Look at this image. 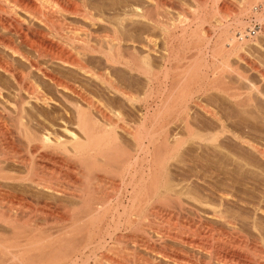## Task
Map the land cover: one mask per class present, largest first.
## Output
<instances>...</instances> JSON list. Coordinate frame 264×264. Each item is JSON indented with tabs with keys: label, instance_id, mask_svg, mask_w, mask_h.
I'll list each match as a JSON object with an SVG mask.
<instances>
[{
	"label": "bare ground",
	"instance_id": "bare-ground-1",
	"mask_svg": "<svg viewBox=\"0 0 264 264\" xmlns=\"http://www.w3.org/2000/svg\"><path fill=\"white\" fill-rule=\"evenodd\" d=\"M18 1H20V4L17 3L19 5H16V4L10 5V3L8 4V3L3 2V0H0V194H1L0 196L2 197L1 199L4 198L3 200H6L5 197H7V199L10 197L9 198L10 200L6 204L11 205V206H9L10 208L18 209V211H21V210L27 211L29 209L31 211V213H32V211L35 210V212L40 211L39 213L42 214L45 212L48 213V211H53V208H55L56 206L57 207L60 206L59 203H61V202H57L55 204V206H53V205L49 204L50 201L48 202L47 201L48 199L47 200L46 199L41 200V198H40L41 196H39L37 194L27 195L28 190L24 191L23 188L28 185L32 188H35V190L38 189V191H40V190L44 191V192L46 191L48 193L50 192L51 194L53 193V194L58 195V196L61 195L60 197L65 196L66 198L75 199V200H77V203L80 202V203H78L79 205H84V207H86V208H85V210H80V211H78L77 208H75L77 211L70 212L67 210V211L63 212V217L65 218V220H69V222H68V224L66 223L65 225L61 224L62 226H60V228L58 227L59 229H57L58 234L56 236H52V234L47 235V234H43L44 233L43 231L36 230L37 227H35V226H38V225H36V223H35V226L32 223H31V225L27 223V225H25L27 227H25L23 224L22 227H25L24 228L25 230L23 231V228L21 230L20 225L17 224L18 223L17 219L19 218L20 212H18L19 214L15 213L16 214V215L14 214L15 216H12L13 214L11 215L10 213H9L10 215H7L8 212L6 213L3 210L4 207L0 205V226H2V227L9 226L14 230V233H15L13 238H12L14 241L11 238H10L11 239V241H10V239L9 240L8 239H2L0 237V264H2L3 262H8V261H9V264H29V261H31V260H34V264H36L37 262H40V264H67L68 261H71L72 264H75L77 259L74 260V258H75V256H77L79 254L78 249L82 245L88 246V244L90 242H107V241H109L108 238L105 236L103 238H101L99 236L100 237L99 240H96V241L94 240L95 239L94 236L96 235V234L94 235V233H96L97 231L94 232L95 230L93 231L92 227L95 228L98 225V223L95 224V222L97 220H99V222H101L100 220H103L101 217H103L104 215L108 216L110 211L108 213H107V211L110 209L111 210L114 209L112 211L113 213H114V211L118 213L119 209L123 208L122 211L123 210L124 211L123 212L120 211L118 213V216H120V218L117 217L118 218L117 223H115V221H113L116 224V226L114 227L113 230H119L118 227H119V224H121L120 223L121 217L123 215H125V213H126L125 209L127 208L128 210H130L129 204L127 203V200L129 199L128 201L130 202L131 208L132 207H135V209H137V207L141 208V206L143 205V202L147 201L146 198L148 197V195L150 193H152L154 195L153 197L157 198L160 202L158 203L159 204L158 206H155L154 208L149 210V212H148L149 214L147 213L148 217L150 216L149 218H151V222L148 225V229L146 228L147 231L145 230L146 233L144 232L146 235L144 234L142 239L139 238V240H138V242H140V243L142 242L141 245L143 247H141V246L140 247L142 249H145V251H147L148 254L151 255V257H150V255H148L150 257L148 261L143 260V261L147 262V263L145 262L146 264H264V234L262 233V230H260V228L255 223V221L248 222V221L242 219L241 217H239L237 214H235L231 209H228L229 207L226 208V206H224V204L228 203V202H231V204L237 203V202H235V194L232 192V190L228 189L227 187H223V188L221 186L217 187L218 186L217 185L216 186L217 189H216L215 193H218V195H220L222 197V200H220L219 203H214V201H213V203H210L209 202L210 200L206 201V200L200 199L199 197L197 198L196 195H194L196 197L189 195V193L187 192L188 189L186 191V189L181 188V187L176 188V186H179V185H175L169 179H167V180L163 179L164 181L162 183L159 181V179H158V176H160L159 171L162 169L158 170L157 165L163 164L164 161L166 162L168 160L167 159L168 156L170 155L168 153L172 150H173L172 152H174V153L177 152L181 146L180 143H183V142H180L181 137H178V135H177V137L173 136L174 137L173 138L174 139L173 145L169 144V136L170 135L166 129H165L166 131L164 130L163 127L165 125L162 127L160 125L161 128L159 127L157 129H155L156 128L155 127L154 128L155 130L151 127H147V125H148L147 120L149 118V110H150L149 107L147 106V103H146V105L144 104L145 105V107H144L145 113L143 114V120L140 123L136 124L135 126L132 123H130L126 119V117L121 118L122 119V125L125 124L122 126L124 133L129 135L137 143L136 144V146H138L137 149L143 155V161L144 162L146 161L147 157L150 156L149 154H148L149 156H147L145 154V153H148L147 151H150L152 149H155L154 151H157V152L160 151L156 155L153 154L154 159H152L153 161L151 160V162H153V164L151 163L152 165L150 166V169L146 170V171H150L149 178L148 177L144 178L146 171L144 169H142L141 176L137 182L136 181L134 182V174H132L131 177L128 178L129 180H127V181L122 180L126 183L124 190L126 189L127 192L126 191H124V192H126L127 194L125 193L124 195L126 196V199H127L126 203L128 204V207L125 206L126 204L124 205V202L121 201L122 199L120 200L121 203H117V205L116 204L113 205V203H115V202L111 203L110 196H109V198H105V197L101 198V197H97V195H96V198L95 197L93 198L92 197L93 195H92L90 198H88L84 192V189H86V188H84L82 185H81L82 187H77V188H79L78 190H76V191L74 190L75 192H72V191L68 190L69 187L67 188L65 186V184H63L61 181H57V178L54 181L53 179L52 180L51 179H44V178L38 176L39 170H37V168L40 167L37 165L38 162L36 163L34 161L33 164L29 163L27 161L29 159V157L27 159L26 157H24V155L22 156L19 153L20 150L18 151V148H20V146H22V144L21 145L19 144V146L17 145V147H18L17 148L16 147L17 143L22 142L23 145L25 144L28 149H30L33 152H36L37 155H40L39 158L41 157L43 160H46V161L53 159L55 154L57 155V153H62L65 155V157H67L66 159L64 158V160H65L64 162L67 163L66 165H70L72 167H73V165H76L77 167L79 166L81 168H83V166H84L83 165L84 163H82V161L85 158L86 159L89 158L90 160L92 159L93 161H95L96 160L95 158L97 156H99L102 160L107 161V158L109 157V154H110L109 152L114 151L117 158L119 157L118 159L116 158L118 161L121 157L123 158L124 154H126L127 151L124 152V148L118 145L117 136L113 135L114 134L113 133L114 128L112 129L111 127L113 125L114 126H116V125L109 122V124H112L110 127V131L112 130V132L99 129L100 127L96 126V124H95L96 121L94 122L93 118L90 119L91 117H88V113H87L88 110L81 103L85 102L86 104H88L87 108L89 106V107L95 108L96 110L101 111V112L103 109L108 110L109 109L108 105L98 98H97V100L94 101L93 98L89 97L91 95L86 96L87 93H84L83 90L78 87V84L76 83L77 81L75 82L76 79L72 78L71 77L72 75H69V74H71L69 71H66L64 69L60 70L61 68L59 70H57V69L52 67L54 65L51 66L52 63H50V62H53L54 60L59 61L60 64H63V66L66 65L67 67H70L71 69H73V71L75 70L77 73L79 72V73H82L83 75L88 74L89 77H93L94 79L96 78L98 80H102L104 78L103 77L104 75H102L98 69H95V67L89 65L86 60H85L86 61L85 62L83 59V56L84 57H85V55L91 56L93 54V55H97L99 57L104 58L105 62L108 64H111V63L116 64V62L120 63V59H122L123 57L121 55H119L121 53L119 52L120 50H118V49L121 48L122 43L127 41V40H125L120 35L119 23L118 24H116L117 22L114 23L113 18H112V20H111V17H109L110 19H107V18L105 19V17H100V15L98 16V14L96 15L95 12H94L95 13L94 14L93 10L90 7L85 6V5H87L86 3L84 6H81V5H78V3L77 4L69 3L68 0H56V2L59 3V6H60V3L62 4L61 5L62 7L64 5L63 10L65 9L66 11H69V13L73 14L76 17H78V16L81 17V19H83L84 21L89 23L88 25H90V27L91 26L95 27L96 25H98V24L100 25V23H103L104 25H106V27H108V30H109V31H107L108 33L106 35L103 34V36L105 35V39L102 37V40H103V41L101 40L102 42H100V40L99 41L97 40L99 43L97 45H93V43L91 44L90 41L86 39V36H88L87 38H89V36L92 35V33H94L90 27H88L87 25L85 26L84 24L83 25L81 24L80 27L75 28V29H73V27H72L71 32L74 33V35L82 33V35L85 36L84 37L85 39H81V40L76 39L79 42V43L77 42L78 45L76 44L77 45L76 50H78V51H77V55H73L74 53L72 54L70 51L66 50V48H63L60 45L53 43L52 41H50L49 39H47L46 37L43 36V32H41L38 23H40V25H41V23L46 22V25H47V22L53 21V18H55L54 16H51L52 15L51 12H50L51 14L46 13L47 10L45 11V9L47 7L44 5L45 3H43L44 2L43 0H18ZM128 1H130V0H128ZM218 1H220V0H215V2H218ZM258 1H260V0H258ZM46 2H47V0H46ZM137 2L138 3L135 2L136 4H127L124 9L120 8V9H123V12L122 11L119 12L120 13L119 15H121V14L123 15L122 18H120L121 20H124V21L128 20L127 22L138 21L139 23H141L143 25L140 27L141 29H143L142 30L143 33L142 32L141 33L144 34V36H145V39L139 40L137 38L138 43L136 42L144 50L142 55H141V53H138L140 56L138 55L139 57L135 58L137 55L135 54V57H134V55L132 57V52H131V56H129V57H131L133 59V62L132 61L127 62V59L123 58V60L124 59L126 60V62H125L126 64L129 63L128 67L129 66L131 67V68H129V70L135 68L138 71V73H141L144 76L143 78L147 79L146 82L149 81L150 84H152L153 81H157L160 79H162L165 82L166 81L168 82L170 80L169 81V82H171L170 85H172L174 83L178 84L181 82H184V84L189 83L188 81H189L191 75L189 74V72L185 68L182 69V67H181V69H182L181 72L176 73V74L174 73V76L172 75L173 78L171 81L170 78L172 76H171L170 72L173 68L170 69L171 67L168 66V64L172 58L174 59V57H173L174 55L172 56L171 52H173V50L176 47L175 45H177L175 43V37L179 38L180 33L182 36L181 38H183V36L184 37L185 36L191 37V35L193 37V33L195 32L194 31L195 27L193 28V22H195V21L196 22H204L205 20H203V17L205 18V16L203 15V17H201V16L191 17L190 15L189 16L187 14L185 15V13L183 14L182 12H185V11L180 12V8H181L180 7L181 6L180 0H137ZM243 2H244V5H243L244 7L242 6L243 9L240 11V13L237 10L239 13V16L236 17V20L238 21L239 25L242 27V29L240 28L241 30L239 32L240 36L244 38L243 33H245L247 31V27L245 26L246 21L244 20V18L249 17L250 19L254 18V20L259 21V22L263 21L264 20V1H263V3L261 2V4H260V10L258 9V6L256 4L255 5L257 7L253 4V2H254L253 0H243ZM121 3H123V2H121ZM196 4H199V3H196ZM210 6H213V5L210 4ZM198 8H200V7H198ZM236 9H237V7H236ZM220 10L223 12H227L229 9H228V7H226L224 9H220ZM21 11L24 13L21 14ZM214 12L216 14V11H214ZM180 13L183 15H181ZM192 13H193V11H192ZM180 15H181V18H180ZM228 16L229 15H227V17ZM210 17H211V15H210ZM117 19H118V17H117ZM214 20L215 21H213V22H215V24L210 25L211 29L214 31L222 29V28L226 27V25H227V22H226L227 20L225 19V16L224 17H222V16L216 17ZM118 21H120V20H118ZM174 21H175V23H173ZM63 22H66V21H63ZM51 23H50V25H52ZM61 23H62V21H61ZM195 23H194V25H195ZM261 23H264V21ZM57 24L59 25V23H57ZM52 27L54 28L55 26L52 25ZM59 27H60L59 28L60 30L59 29L58 30L61 32L64 29V26L61 24V26H59ZM68 27H70V26H68ZM180 28H181V32H180ZM254 28L255 27H253L250 31H254L255 30ZM233 29H234V27H233ZM50 30H52V29H50ZM261 30H263V29H261ZM157 31H158V33L161 34V37H163L164 42H165V49H163L164 52L161 51V52H163V54H159V55L156 54V52L159 51V49H158L159 48L158 47L159 42H158V39L156 37ZM55 32H58V31H56V28H55ZM255 32H256V30L254 31L253 34H255ZM247 33H249V32H247ZM65 34H66V32H65ZM142 34H140V35H142ZM229 34L230 35L228 37L227 36L225 37V40L229 42L228 43L229 49L227 51H225L223 48L217 49L219 51L222 49L223 51H225V53H228V54L233 53L234 50H236L235 46H236L237 42L239 43L238 45H240L239 41L244 40L243 38L242 39L239 38L240 40L238 41L235 35L231 34V32ZM94 35L96 36V34H94ZM176 35H178L179 37ZM250 35H252V34L250 33ZM144 36H143V38H144ZM198 37H199V35H198ZM217 38H218V36H217ZM245 38H246V36H245ZM259 38H260V36H259ZM220 40H221V37H220ZM256 40H257V37H256ZM223 41H222V45L220 44L219 47H225V46H223V45H225V43H223ZM128 42H129V40H128ZM130 42H132L134 44L135 40L131 39ZM219 42H221V41H219ZM259 42H260V40H259ZM261 43L262 42H260V44ZM95 44H96V42H95ZM71 45H73V44H71ZM179 46H180V43H179ZM257 46H258V44H257ZM262 46H263V44H262ZM74 48H73V50H74ZM181 48H182V46H181ZM226 48L227 47H225V49ZM134 49L136 50L137 48L134 47ZM160 50H162V49H160ZM217 50H216V53L218 52ZM130 51H132V50L129 49V52ZM210 52H211V50H210ZM212 52H214V51H212ZM220 54H221V52H220ZM213 55H212V57H213ZM240 55H241V53H240ZM157 56H159V58L161 57V59L163 61L162 67H156L157 65H154L155 64L154 60L156 61V59H157V58L156 59H154V58ZM171 56H172V58H171ZM244 56H245V58L240 56L239 60L244 59L245 61L243 60L242 62H246L248 64V66L250 68L248 70L257 71V73L259 72V77L261 76V78L264 80V70L258 69L257 66L254 64L255 62H253V60L250 59L251 57L246 58V55H244ZM126 57H128V56H126ZM129 57H128V59H129ZM228 57H227V60H229ZM224 58L221 59V60H223L222 61L223 65H222V63H220L219 64L220 66H218L220 68L219 69L217 68L214 71L218 70V72H220V71L222 72L228 68L229 64L226 63ZM129 60H131V59H129ZM261 62H263V61H261ZM53 64H55V63H53ZM132 64H133V66H132ZM189 65H191V64H189ZM237 65H238V63H237ZM257 65H259V64H257ZM125 66L126 65L124 64V67ZM196 67H198V66H196ZM229 67H231V66L229 65ZM205 68H207V67H205ZM261 68H262V66H261ZM135 69H133V70H135ZM229 69H232V68H229ZM263 69H264V67H263ZM178 70H180V68ZM236 70H235V72H236ZM241 70H243V69H241ZM102 72L104 73V71H102ZM233 72L234 71H232V74H233ZM191 73H193V72H191ZM244 73L245 72L242 71V73H241L242 75L240 74L241 76H243L242 78H246L243 75ZM257 73H256V75H257ZM221 74H223V73H221ZM220 76H222V75H219V77ZM203 77H206V76H203ZM214 77H216V76H214ZM229 77H231V76H229ZM198 78L199 77H197V79ZM103 81H105V80H103ZM223 82H225L224 79H223ZM233 82H234V80H233ZM106 83H107L108 87L110 88L109 91H111V89H113L115 93H119L121 96L125 97V99H127L131 103L135 99L136 96H133L130 92H127V91L123 90L122 88L115 86V84L112 83L111 81L110 82L107 81ZM261 83H262V81H261ZM6 84H12L15 89L13 91L11 90V92L5 90L3 88V86H5ZM254 84L255 83L250 84L251 87H253ZM141 85H143V84H141ZM146 86H147V84H146ZM216 86H219V84ZM232 86H234V85H232ZM46 87L47 88L54 87L56 89L55 91L59 92V94L62 92L60 94L61 99H63L66 102V104L69 102L68 104L72 105L71 107H73V109L75 111V116L77 119V121L75 123V129L76 130L73 131L72 129L69 128L70 124L68 123V121L66 119H65V121L63 119V121H62L63 123L61 125H59L60 126L59 130H57V131H56V129L52 130V126L55 123L53 122L54 123L53 124L52 121H50V119L48 120L46 115H42L37 110H33L35 108L37 109L39 106L40 107L46 106V107L50 108V105L53 102V98L46 91ZM248 87L252 90V88L250 86H248ZM255 89L257 90L259 95L264 93V91L262 89L261 90L263 92L260 91L259 87L255 86ZM147 90L149 91V89H147ZM221 90H223V88ZM183 91H184V89H183ZM245 91H247V90H244L245 94L243 96L247 95L249 97L252 93H254V92H252L250 94L251 91L249 89H248L249 92L248 91L245 92ZM186 92H188V91H186ZM242 92H240V93H242ZM68 93L71 94L70 95L71 97L73 95L76 98V101H71L72 99L70 100L66 95ZM230 93H232V91ZM234 93L236 94V92L233 91L232 94L235 95ZM247 93H249L250 95H248ZM59 94H58V96H59ZM239 95H241V94H239ZM235 96H238V95L236 94ZM243 96H241V97H243ZM247 96H246V98L248 100L246 102H248V104H249L250 100ZM262 96H263V94H262ZM234 97H233V99H234ZM250 97L252 98V96H250ZM263 98H264V96H263ZM145 99H147V98H145ZM150 99H152V98H150ZM235 99H236V97H235ZM251 100H252L251 102L254 101L253 98ZM136 101H138V103H139V100H136ZM238 101L241 102V99ZM244 102H245V100H244ZM162 103H163V101H162ZM101 104H103V106H104L103 109L101 108ZM248 104H245V105L248 106ZM62 105H64V104H62ZM62 105H61V107H62ZM252 105L254 106V104L253 103L251 104L250 110H252V112H250V114H253V108H252L253 106ZM28 106H30V108H28ZM67 107H66V105H64V110L68 114V108ZM164 107H166V106L163 105L162 109ZM164 109H167V107ZM201 109H202V107H201ZM119 111H120V109H119ZM205 111H207V110H205ZM245 111H249V110L246 108ZM209 112H210V117L212 118V120L214 122L218 123V126H219L218 129L211 130V131L209 130L207 132L206 131L205 132H195L193 130L191 132L189 131L186 135L190 138L201 140L202 142H204L202 144H205V146H203V147L207 146V147H209V149L212 148L214 153L216 152L217 154H219L220 156L225 157V158L228 157L230 160H232V158L235 156V155L233 156L234 152H233V154L231 152V154H232V158H231V156L228 154V152H226V151H228V149L226 151L224 150L225 148H223L224 145L222 146V142L225 139H231L232 141H235V142L238 141L236 143L240 142L241 144L245 145V147H247L249 149L250 154L252 155L254 160H256L259 163H255V162L250 161V160L249 161L248 160L243 161L244 159H242V158L238 159V158H240L238 155V157H234L235 159L233 158V160L235 162L234 163L235 166L233 165L234 170L235 171H238V170L243 171V168L244 169L245 168L246 169H248V168H253V169L256 168L257 169L258 168L257 170L258 171L260 170L261 173L263 172V174H264V146L261 145L260 143L256 142V141L252 140L251 138H249L244 133L230 129L226 125L225 121L220 116L217 115V113H215L213 111H209ZM158 113H160V112H158ZM247 113H249V112H247ZM103 114H104V112H103ZM40 117L43 118V120L45 122H43V120H41ZM40 123L43 124V126L41 127L42 129L39 128ZM97 124H99V123H97ZM105 125H106V123H105ZM99 126H100V124H99ZM157 145H158V147H157ZM168 145H170V146H168ZM171 146H173V147L170 150L169 147H171ZM158 148H159V150H158ZM37 150H39L40 153L42 151V153L39 154V152ZM167 150H170V151L168 152ZM36 153H35V155H36ZM69 153H72L73 154V155L71 154L72 157L76 158V160H78L79 162L78 161L76 162L75 160H73L75 162H72L68 158V156H66V155H70ZM174 153L172 154L173 156H174ZM32 154L30 155V153H29L30 158H31ZM176 154L177 153H175V155ZM235 154H237V153H235ZM142 155H141V157H142ZM151 156H152V154H151ZM33 157H35V156H33ZM39 158H38V160H39ZM55 159H56V161H58L57 157H55ZM35 160H37V159H35ZM169 160H170V156H169ZM233 160H232V162H233ZM124 162H125V165L127 166V168L125 167V171H127V169L130 168L135 163V161H131L129 157H127ZM146 162H148V160ZM44 163H45V161H44ZM228 163L229 162H227V164ZM17 164H20L23 167L26 166V168H27L26 175H24V174L21 175L20 173L13 170V169H15L14 167L13 168L9 167V166L17 165ZM38 164H40V163H38ZM143 165H144V163H142V166ZM148 168H149V165H148ZM159 168H162V167L160 166ZM125 171H123V172H125ZM127 172H129V171H127ZM138 173H139V171H138ZM164 173H166V172H164ZM99 177L100 176H95V179L99 181L100 180ZM102 180H104V179H102ZM263 180L264 179H262V182H263ZM257 181L260 182L261 179H258ZM4 183H6V184L12 183L16 189H17V187L18 188L20 187V188H22L21 190H23L24 192L17 190L21 193H17V194L15 193V195L11 194V193H9L10 190L9 191L6 190V187L9 184L5 185ZM117 183L116 182H115V184L113 183L114 184L113 189L115 190V195H113V196H115L114 198L116 200L118 198H120V196H122V193H123L122 192L123 190L121 189L122 187L119 188V184H117ZM123 186H124V184H123ZM178 188H180V189H178ZM26 189L27 188H25V190ZM13 192H14V190H13ZM55 195H54V197H55ZM168 195H170V197H168ZM227 197H229V199ZM51 200L53 203L54 200L52 199V197H51ZM257 200H259V199H257ZM55 201H57V200H55ZM167 201H168V203L172 201V203H171L173 206L172 208H171V205H170V207H166V205H163V203L164 202L167 203ZM5 202L6 201H4V203ZM161 202H163V203H161ZM110 204H112V205L110 206ZM61 205H64V204L62 203ZM232 206H233V204H232ZM79 207H81V206H79ZM140 208H138V209H140ZM169 208H171V209H169ZM256 209L258 211H261V214L264 215V204L263 203L259 202ZM9 211H12V209ZM54 211L57 212V209ZM133 211H134V209L132 210V212ZM13 212H15V211H13ZM127 212L130 213L131 211H127ZM48 214H51V213H48ZM32 215H33V213H32ZM43 215H45V214H43ZM52 215H53V213L50 216L52 217ZM133 215H132V217L130 216L132 219H134V217H135V215H134V217H133ZM126 216H127V214H126ZM126 216H124V217H126ZM131 218L130 219L128 218L126 221H124L122 219V221H124V223L126 222V224H128L129 226H130V224L133 225L134 223H132ZM19 220H20V218H19ZM136 221H137V219H136ZM65 222H67V221H65ZM93 225H96V226H93ZM99 226H100V224H99ZM107 227H108V230L106 231V233L104 232V234L106 236L111 237L113 235V233H114V235H116L114 231L112 232L109 229V227H111V226H107ZM107 227H105V228H107ZM105 228H104V230H105ZM96 230H98V229L96 228ZM96 238H97V236H96ZM110 239H112V238H110ZM120 239H121V237H120ZM4 242H20V243H19V246L15 248V250H12L10 252L7 250L8 245H6V243H4ZM194 251L201 253L202 256L199 254H196ZM157 258L159 260H157ZM160 260L164 261V263L161 262ZM143 261L141 260L140 262H142V264H143ZM121 262L122 261L118 262V264H121Z\"/></svg>",
	"mask_w": 264,
	"mask_h": 264
},
{
	"label": "rangeland",
	"instance_id": "rangeland-1",
	"mask_svg": "<svg viewBox=\"0 0 264 264\" xmlns=\"http://www.w3.org/2000/svg\"><path fill=\"white\" fill-rule=\"evenodd\" d=\"M9 1L3 0V2L8 3V4L10 3V5H15V4L19 5L20 4V1H18V0H17L18 2L16 0H15L16 2L14 0H9ZM43 1H44L43 3H45L44 5L47 7L45 9V11L47 10L46 13H49V14L52 13L51 16L55 17V18H53L54 22L49 21V22H47V25H46V22L41 23L42 26L40 25V23H38L41 32H43V36L46 37L47 39H49L50 41H52L53 43L60 45L63 48H66V50L70 51L72 54L74 53L73 55H77L78 50H76V49H77V45L79 42L76 39H79V40L85 39L84 38L85 36L82 35V33H80L81 35L80 34L74 35V33L71 32V29H72V27H73V29L78 28L81 26V24L82 25L84 24L85 26L87 25L88 27H90V25H88L89 23L84 21L83 19H81V17H79V16L76 17L73 14L69 13V11H66L65 9L63 10L64 5L62 7L61 6L62 4L60 3V6H59V3L56 2V0H47V2H46V0H43ZM180 1H181L180 2V5H181L180 6L181 7L180 12L185 11L182 13L183 14L185 13V15L187 14L188 16L190 15L191 17H196V16L203 17V15H204L205 18L203 17V20H205V21L204 22H196L195 21L196 23L193 22V28L194 27L196 28V29L194 28L195 32L193 33V37L191 35V37L188 36L189 38L187 36H185L186 38L184 36H183V38H181L182 37L181 33H180V37L178 35H176L180 39L175 37V43L177 45H175L176 47L173 50L174 53L171 52L172 56L174 55L173 56L174 59L171 56L172 59L170 60V62L168 64V66L171 67L170 69L173 68L170 72L171 76L172 75L174 76V73L175 74L179 73L182 71L183 68H185L189 72V74L191 75L190 79L192 77L193 78L191 80L189 79V81H188L189 83L184 84V82H181V83H178L179 85L176 83L170 85L171 84V82H169L170 80L168 82L167 81L165 82L162 79H160L157 81H153L152 84H150L149 81L146 82L147 79L143 78L144 76L141 73H138V71L135 68H133L135 70H133V69L129 70V68H131L130 66L128 67L129 63L126 64L125 63L126 60L125 59H124L125 61L123 60V58H126L127 62L128 61L133 62V59L131 57H129V56H131V52H132V57H133V55L135 57V54H136L137 56L135 58H137L140 56L138 53H141V55H142V53L144 51L140 47V45L137 44L138 39L139 40L145 39L144 34H142L143 29L140 28L143 25L141 23H139L138 21L127 22L128 20L127 21L121 20L120 18H122L123 15L122 14L119 15L120 14L119 12H121V11L123 12V9L125 8V6L127 4H136V3H138L137 0H135V1L134 0H130V1H128V0H125V1L124 0H85V1L84 0H74V1L68 0L69 3H73V4L78 3V5H81V6H84L86 3L87 5H85V6L90 7L93 10V13L95 12L96 15L98 14V16L100 15V17H105V19L106 18L110 19L109 17H111V20H112V18H113L114 23L115 22H117L116 24L119 23L120 35L125 40H127V41L123 42L121 48L118 49V50H120L119 52L121 53L119 55H121L123 57L122 58L120 56L122 59L119 58L121 64L119 62H116V64H112V63L108 64L105 62L104 58L99 57L97 55H93V54L92 55L90 54L91 56H89V55H85V57L83 56L84 61L86 60L89 65L95 67V69H98L101 72V74L104 75L103 76L104 78L102 80H98L96 78L94 79L93 77H89L88 74L83 75L82 73H79V72L77 73L75 70H74L75 71L74 72L73 69H71L70 67H67L66 65L63 66V64H60L59 61L54 60L55 62L54 61L50 62V63H52L51 66L54 65L52 67L57 69V70H59L61 68L60 70L64 69L66 71H69L71 74H69V73L68 74L72 75L71 77L76 79L75 82L77 81L76 83L78 84V87L80 89H82L84 93H87L86 96L91 95L89 97L93 98L94 101L97 100V98H98L108 105L109 109L105 110V109H103L104 108L103 104H101V108L103 109L101 112V111H98L95 108H91L89 106L87 108L88 104H86L85 102L81 103L88 110L87 111L88 117H91L90 119L93 118L94 122L96 121L97 123L100 124V126H99V124H97L95 122L96 126L100 127L99 129L110 131V127L112 124H109V122L116 125V126L113 125L111 127L112 129L114 128L113 129V133H114L113 135L117 136L118 145L124 148V152H126V151L127 152H126V154L123 155V158L121 157L122 159L120 158L118 161H117V159L119 157L117 158L114 151L109 152L110 154H109V157L107 158V161L102 160L99 156H97L95 158L96 159L95 161H93L92 159L90 160L87 157L88 159L85 158L82 161V163H84L83 164L84 166H83V168H81L79 166L77 167L76 165H73V167L70 165H66L67 163L64 162L65 161L64 158L66 159L67 157H65V155L62 153H57V155L56 154L54 155L53 159L46 161L40 157L42 159L41 160L39 158L40 155H37L36 152H33L30 149H28L25 144L23 145L22 142L17 143L18 142L17 141L16 147H17V145L19 146V144L20 145L22 144V146H20V148L17 147L18 151L20 150L19 153L22 156L24 155V157H26L27 159L29 157V159L27 160L29 163L33 164L34 161L36 163L37 162L40 163V164L37 163V165L40 166L39 168H37V170H39L38 172L40 173V174L38 173V176H40L44 179H51V180L53 179L54 181L57 178V181H61L63 184H65V186L67 188L69 187L68 190H70L72 192H75L76 190H78L79 188H77V187L83 186L84 188H86V189H84V192L88 198H90L92 195H93L92 196L93 198L94 197L96 198V195H97V197H101V198L102 197L109 198V196H110L111 203L115 202V203H113V205L114 204L117 205V203H121L120 200L122 199L121 201L124 202V205L126 204L125 206L128 207V204H129L130 210H128L127 208H126L127 210L125 209L126 213H125V215H123L121 217V221H122V219L124 221H126L128 218L130 219L133 214L135 215V217L133 215L134 219L131 218L132 223H134L133 225L130 224V226H129L128 224H126V222L124 223V221H122V222L120 221L121 224H119V227H118L119 230H113L114 227L116 226L115 223H117L118 218H120V216H118V213L120 211L123 212L124 210L122 211L123 208H121V209H119L118 213L115 211L113 213L112 211L114 209L108 210L107 213L110 211L108 216L104 215L103 217H101L103 219V220H100L101 222H99V220H97L95 222V224L98 223V225L97 226L93 225L96 227L95 228L92 227V229H93V231L95 230L94 232L97 231L96 233H94V235L96 234L94 236L95 241L99 240L100 237L103 238L104 236L107 237L109 241H107V242H90L88 244V246L82 245L78 249L79 254L77 256H75V258H74V260L77 259L75 264H118V262H120V261H122L121 264H142V262H140L141 260L142 261L143 260L148 261L149 258L151 257V255L148 254V252L145 251V249L141 248V247H143L141 245L142 242L140 243V242H138V240H139V238L142 239V237L144 236V234L147 231L146 228L148 229V225L151 222V218H149L150 216L148 217L149 210L154 208L155 206H158L159 205L158 203L160 201L157 198H154L153 197L154 195L152 193H150L148 195V197L146 198L147 201L143 202V205L141 206V208L140 207H137V209H135V207L131 208L130 202L128 201L129 199L127 200L126 196L124 195L127 192L126 189L124 190L125 185H126V183L124 181L129 180L128 178H130L131 175L134 174V182L135 181L137 182L141 176L142 169H144L146 171V170L150 169V166L153 164V162H151V160L154 159L153 154L156 155L160 151L157 152V151H154L155 149L151 148L152 150L147 151L148 153H145V154L147 156H149V155L151 156V154H152L153 157L152 156L147 157L146 161L148 160L149 163L146 161L144 162L143 161V155L137 149V147H138V146H136L137 143L129 135L124 133L122 126L125 124L122 125V119H121L122 117H124V118L126 117V119L130 123H132L134 126L136 124L140 123L143 120V114L145 113L144 107H145L146 103L150 109L149 110V118L147 120L148 121L147 127H151L153 129L156 127L155 129H157L160 127V125H161V127L165 125L163 128H164V130L166 129L170 135L169 136V144L173 145V142H174L173 138L175 136L177 137V135H178V137H181L180 142H183V143H180L181 146H180L179 150L177 152H175V153H177L176 155L174 152H172L173 150L170 151L173 146L169 147L170 150H167V151L171 152V153L170 152L168 153V154H170L169 155L170 160H169V156H168V158H167L168 160L166 162L164 161L163 164L157 165L158 170L162 169V170H160L161 172L159 171V175H160V176H158L159 181L162 183L164 180L169 179L175 185H179V186H176V188L181 187V188L186 189V191L188 189L187 192L189 193V195H192V196L196 195L197 198L199 197L200 199H203L206 201L210 200L209 201L210 203H213V201H214V203H219L220 200H222V197L220 195H218V193H215L217 187H220V186L222 188L227 187L228 189L232 190V192L235 194V202H237V203H232L233 204V206H232L231 202H228V203H225L224 206H226V208L229 207L228 209H231L235 214H237L239 217H241L242 219H244L248 222L255 221V223L258 225V227L260 228V230H262V233L264 234V215L261 214V211H258L256 209L259 202L264 204V180L262 182V179H264L263 178L264 174H263V172L261 173L260 170L258 171L257 170L258 168L257 169L256 168H254V169L253 168H248V169L243 168V171H241V170L235 171L234 170V166H235L234 163L235 162H234L233 158L238 157V155L240 157L238 159L242 158V159H244L243 161H247V160L249 161L250 160V161H253L255 163H259L256 160H254V158L250 154L249 149L247 147H245V145L241 144L240 142L236 143L238 141L235 142V141H232L231 139L223 140L222 146L223 145L225 146V147L223 146V148H225L224 149L225 151L228 149V151H226V152H228V154L231 156V158H232V154L234 152L233 156L234 155L235 156L232 158V160H233V162H232V160H230L228 157L225 158V157L220 156L216 152L214 153L212 148H211L212 149L211 150L207 146L203 147V146H205V144H202L204 142H202L201 140L190 138L186 135L189 131L191 132L193 130L195 132H205V131L207 132L209 130L211 131V130L218 129V127H219L218 123L214 122L212 120V118L210 117L209 111H213V112L217 113V115L220 116L225 121L226 125L230 129H232L234 131H240L241 133H244L245 135H247L252 140H254V141H256V142H258L264 146V98H263L264 93H262L263 96L261 93H260L261 95H259V93L255 89V86L259 87L260 91L263 92L264 91V82H263L264 80L261 78V76L259 77V72L257 73V71L248 70V69H250L248 64L246 62H242L244 59L239 60L240 56L245 58L244 55H246V58L251 57L250 59L253 60V62H255L254 64L257 66L258 69L264 70L263 69V67H264V58H263L264 57V51H263L264 50V42H263L264 41V38H263L264 37V35H263L264 34V32H263L264 31V25L263 24L264 23H261L264 20L259 22V21L254 20V18H251V19L249 17L244 18V20L246 21L245 26L247 27V31L245 32L246 34L243 33L244 34V38H243L240 36V33H239L240 30L242 29V27L239 25L238 21L236 20V17L239 16L240 11L243 9L242 8V6L244 5L243 0L242 1L241 0H220L218 2H215V0H207V1L206 0H193V1L192 0H180ZM253 1H254L253 4L254 5L256 4L258 6V9L260 10V4H261V2L263 3L264 0H260V1L253 0ZM121 2H123V3H121ZM17 3H19V4H17ZM196 3H199V4H196ZM210 4L213 6H210ZM198 7H200V8H198ZM226 7H228V9H229L227 12H223L220 10V9H224ZM236 7H237V9H236ZM120 8H123V9H120ZM237 10L239 11V13ZM192 11H193V13H192ZM214 11H216V14ZM22 13H24V12L21 11V14ZM183 14H181V15H183ZM181 15H180V18H181ZM210 15H211V17H210ZM227 15H229V16L227 17ZM221 16L222 17L225 16V19L227 20L226 21L227 22V25H226L227 28L224 27L222 29H219L220 31L219 30H217V31L212 30L210 25L215 24V22H213V21H215L214 19L216 17H221ZM117 17H118V19H117ZM118 20H120V21H118ZM61 21H62V23H61ZM63 21H66V22H63ZM234 21L235 22L237 21V22L235 23ZM50 23L52 25H54L55 27L53 28L52 25H50ZM57 23H59V25ZM173 23H175V21ZM194 23H195V25H194ZM61 24L64 26V29L60 32L59 26H61ZM68 26H70V27H68ZM252 26L255 27L254 28L256 30L255 34H253L255 30L250 31L253 28ZM233 27H234V29H233ZM55 28H56V31H58L60 34L58 32H55ZM90 28L94 33H92V35H90L89 38H87L88 36H86V39L89 40L91 44L93 43V45H97L99 43L98 42L99 40H100V42H102L103 41L102 37L105 39V35L108 33L107 31H109L108 27H106V25H104L103 23H100V25L98 24L95 27L91 26ZM50 29H52V30H50ZM261 29H263V30H261ZM65 32H66V34H65ZM180 32H181V28H180ZM230 32H231V34L236 36L238 41L242 38L244 39V40L239 41L240 45H238L239 43L237 42V44H236L237 47L235 46V49L236 50L238 49V50L237 51L234 50V52H233L234 54L233 53H229V54L225 53V51H227L229 49V44H228L229 42L225 40V37L226 36L228 37L230 35L229 34ZM247 32H249V33H247ZM250 33L252 35H250ZM94 34H96V36ZM103 34H105V35L103 36ZM140 34H142V35H140ZM198 35H199V37H198ZM216 35L218 36V38ZM143 36H144V38H143ZM245 36H246V38H245ZM259 36H260V38H259ZM156 37H157L159 45H160V46L158 45L159 51H157L156 54H158V55L163 54V52H164L163 49H165L164 39H163V37H161V34L158 33V31H157ZM220 37H221V40H220ZM256 37H257V40L259 39L260 42H262L261 44H260L259 40L258 41L256 40ZM131 39H134L135 40L134 44L135 45L137 44L138 46L137 45L135 46L132 42H130ZM128 40H129V42H128ZM219 41H221V42H219ZM222 41H223V43H225V45H223V46L227 47L226 49H225V47H219L220 44L222 45ZM95 42H96V44H95ZM179 43H180V46H179ZM71 44H73V45H71ZM257 44H258V46H257ZM262 44H263V46H262ZM181 46H182V48H181ZM134 47L137 49L135 50ZM73 48H74V50H73ZM218 48L219 49L223 48L225 51H223L222 49L219 51V50H217ZM129 49H131L132 51L129 52ZM160 49H162V50H160ZM210 50H211V52H210ZM216 50L219 53L218 52L216 53ZM161 51H163V52H161ZM212 51H214L215 53ZM220 52H221V54H220ZM240 53H241V55H240ZM212 55L214 58L212 57ZM126 56H128L129 59H131V60H129L128 57H126ZM227 57L229 60H227ZM223 58L226 61V63L229 64L231 67H229V65H228L227 69H225L222 72L220 71L221 73H223V74H221L220 72H218V70L217 71H214V70H216L217 68L218 69L220 68V67H218V66H220L219 65L220 63H222V65H223V62H222L223 60H221ZM154 59H156V61L154 60V63H155L154 65H157L156 67H162L163 61H162L161 57L159 58V56H157ZM261 61H263V62H261ZM122 62L128 68L126 66L124 67V64ZM53 63H55V64H53ZM237 63H238V65H237ZM189 64H191V65H189ZM257 64H259L260 66ZM132 66H133V64H132ZM196 66H198V67H196ZM261 66H262V68H261ZM176 67L178 69L180 68V70H178ZM181 67H182V69H181ZM205 67H207V68H205ZM229 68H232V69H229ZM241 69H243V70H241ZM235 70H236V72H235ZM102 71H104V73ZM190 71L193 73H191ZM232 71H234L233 72V74L235 73L234 75L232 74ZM242 71L245 72L243 75L246 78L248 77L247 78L248 80L246 78H242L243 77V76H241ZM256 73H257V75H256ZM219 75H222V76L219 77ZM173 76L170 78L171 81H172ZM203 76H206V77H203ZM214 76H216V77H214ZM229 76H231V77H229ZM197 77H199V78L197 79ZM223 79L225 82H223ZM103 80H105V81H103ZM233 80H234V82H233ZM107 81H109V82L111 81L112 83L115 84V86L120 87L127 92H130L133 96H136L135 99L139 100V103L135 99L131 103L130 101L125 99V97L121 96L119 93H115L113 89H111V91H109L110 88L108 87V85L106 83ZM261 81H262V83H261ZM252 83H255L254 86L252 85L253 87H251V85H250ZM141 84H143V85H141ZM146 84H147V86H146ZM218 84H219V86H216ZM232 85H234V86H232ZM248 86H250L253 91ZM3 88L7 91H10V92H11V90L13 91L15 89L12 84H6L5 86H3ZM53 88L54 87H49V88L46 87V91L53 98V102L51 103L52 106L50 105V108L46 107V106H41V107L39 106L37 109L35 108L33 110H37L42 115H46L48 120L50 119V121H52V123L53 122L55 123V124L53 123L54 125L52 126V130H55V129H56V131L59 130L60 129L59 125H61L63 123L62 122L63 119H64V121H65V119L68 121V123L70 124L69 125L70 129H72L73 131L76 130L75 129V123H76L77 119L75 116V111H74L73 107H71L72 105L68 104L69 102L66 104V102L63 99H61V97H60V94L62 92L60 91L61 93L59 94V92L55 91L56 89L55 88L53 89ZM222 88H223V90H221ZM147 89H149V91ZM183 89H184V91H183ZM248 89L251 91L250 94L252 92H254V93H252L253 95L252 94L250 95L249 93H247L248 95L252 96V98L254 99L253 102H251L252 98L250 96L248 97L246 95L251 102V103L249 102L250 105L248 104V102H246L248 100L246 98V96H243L245 94L244 90L248 91ZM186 91H188V92H186ZM231 91H232V93H233V91L236 92V94L238 96H235L236 95L235 93H234L235 95L230 93ZM247 91H245V92H247ZM240 92H242L243 94ZM58 94H59V96H58ZM239 94H241V95H239ZM66 95L70 100L72 99L71 101H76V98L73 95H72V97L70 96L71 94H69V93ZM234 96L236 97V99ZM241 96H243V97H241ZM233 97H234V99H233ZM145 98H147V99H145ZM150 98H152V99H150ZM240 99H241V102L238 101ZM243 99L245 100V102ZM162 101L164 104L162 103ZM244 103L248 104V106L245 105ZM252 103L254 104L255 107L252 105L253 106L252 107L253 108V114H250V112H252V110H250ZM62 104L66 105V107L68 106L67 107L68 108V114L64 110V105H62ZM61 105H62V107H61ZM163 105H165L167 107V109H164L166 107H164L162 109ZM201 107H202V109H201ZM28 108H30V106H28ZM246 108L249 111H245ZM119 109H120V111H119ZM204 109L207 111H205ZM103 112H104V114H103ZM158 112H160V113H158ZM247 112H249V113H247ZM41 120H43V118H41ZM43 122H45V121L43 120ZM105 123H106V125H105ZM42 126H43V124L40 123L39 128L42 129L41 128ZM110 132H112V130ZM168 146H170V145H168ZM157 147H158V145H157ZM158 150H159V148H158ZM37 151L39 152V154L42 153V151H41V153L39 150H37ZM231 152H232V154H231ZM29 153H30V155L32 154L31 158H30ZM35 153H36V155H35ZM173 153H174V156L172 155ZM235 153H237V154H235ZM69 154L70 155H66V156H68V158L72 162L78 161V160H76V158L72 157V155H73L72 153H69ZM141 155H142V157H141ZM33 156H35V157H33ZM55 157H57L58 161H56ZM127 157H129L131 161H135L134 165H132L130 168L127 169V171H129V172L125 171V167L127 168V166L125 165L124 161ZM38 158H39V160H38ZM35 159H37V160H35ZM73 160H75V161H73ZM44 161H45V163H44ZM227 162H229V163L227 164ZM142 163H144L143 166H142ZM147 164L149 165V168H148ZM19 165L20 164L13 165V166L8 165V166L12 167V168L14 167L15 169H13V170L20 173L21 175H23V174L26 175V173H27L26 172L27 171L26 166L23 167V166H21V165L19 166ZM160 166L162 168H159ZM137 170L139 171V173ZM123 171H125V172H123ZM164 172H166V173H164ZM149 175H150V171H146L144 178H146V177L149 178ZM95 176H100L99 178L101 181L96 180ZM102 179H104V180H102ZM258 179H261V181L260 182L257 181ZM122 180H124V181H122ZM115 182L116 183L118 182L117 184H119V188L122 187L121 189L123 190L122 196H120V198H118L117 200L114 198L115 196H113V195H115V190L113 189ZM4 184L10 185V186L7 185L6 190H8V191L12 190L11 192L9 191V193L14 194V195H15V193L17 194V193H21V192L28 190L27 195L37 194V195L41 196L40 197L41 200H43V199L47 200L48 199L47 201L48 202L50 201L49 204H51L53 206H55V204L57 202H61V203H59L60 204L59 207L56 206L57 208L56 207L53 208V211H48V213H51V214L53 213V215L51 217L50 216L51 214H48L46 212L40 214L39 213L40 211H37L39 213L38 214L34 210V211H32V213H33V215H32V213L29 209L27 211L21 210L22 211L21 212V211H18V209H16V208H14V209L10 208L9 206H11V205L6 204L10 200L9 199L10 197L8 199H7V197H5L6 200H3L4 198L1 199L2 197L0 196V205L4 207L3 210L6 213L8 212L7 215L13 214L12 216H15L16 215L15 213L19 214L18 212H20V214H19L20 220L18 218L17 219L18 223L17 222L16 223L18 225H20L21 230L23 228V231L25 230L24 228L27 227V226H25V225H27V223L30 225L32 223L34 226L36 223V225H38V226H35V227H37L36 230L43 231L44 232L43 234H47V235L52 234V236H56L58 234L57 229H59L60 226H62L63 224L65 225L66 223L68 224V222H69V220H65V218L63 217V212H65L67 210L70 212H74L77 210L80 211V210H85V208H86V207H84V205H79L78 203H80V202L77 203V200H75V199L66 198L65 196L60 197L61 195L58 196V195H55L53 193L51 194L50 192L48 193L46 191L45 192L41 191L40 189H39L40 191H38V189L35 190V188H32L28 185L23 188V190H24L23 191V190H21L22 188H20V187L19 188L17 187V189H16L12 183L11 184L10 183H7V184L4 183ZM123 184H124V186H123ZM25 188H27V189L25 190ZM178 189H180V188H178ZM13 190H14V192H13ZM17 190H19L21 192H19ZM124 191H126V192H124ZM54 195L56 198L54 197ZM196 196H194V197H196ZM51 197L54 201L55 200H57V201H55V202L53 201V203H52ZM168 197H170V195H168ZM227 198L229 199V197H227ZM257 199H259V200H257ZM126 200H127L128 204L126 203ZM4 201H6V202L4 203ZM62 203L64 205H61ZM161 203H163V202H161ZM167 203H168V201H167ZM167 203L164 202L163 205H166V207H170V205H171V208L173 207L171 204L172 201L169 202L168 204ZM111 205L112 204H110V206ZM79 206H81V207H79ZM75 208H77V210ZM138 208H140V209H138ZM171 208H169V209H171ZM8 209L9 210L12 209V211H9ZM56 209H57V212L54 211ZM131 209L132 210L134 209V211L132 212ZM13 211H15V212H13ZM127 211H131V212L128 213ZM43 214H45V215H43ZM126 214H127V216H126ZM111 215L112 216L114 215V216L112 217ZM124 216H126V217H124ZM136 219H137V221H136ZM64 220L67 222H65ZM113 221H115V223ZM23 224L25 227H22ZM99 224L101 227L99 226ZM107 226H111L112 228L109 227V229L112 232L114 231L116 235H114V233H113V235L111 237L106 236L104 234V232L106 233V231L108 230ZM105 227H107V228H105ZM96 228L98 230H96ZM104 228H105V230H104ZM14 234H15L14 230L11 227L0 226V237L2 239H8V240L10 238L12 239ZM96 236H97V238H96ZM120 237L122 240L120 239ZM110 238H112V239H110ZM11 239H10V241H11ZM4 243H6V245H8L7 250L11 252L12 250H15L16 247L19 246L20 242H4ZM195 253L201 255V253H198V252H195ZM148 255H150V257ZM157 260H159V259L157 258ZM145 262L146 261H143V264ZM161 262L164 263V261H161ZM2 264H9V261L3 262ZM29 264H34V260L29 261ZM36 264H40V262H37ZM67 264H72V262L68 261Z\"/></svg>",
	"mask_w": 264,
	"mask_h": 264
}]
</instances>
